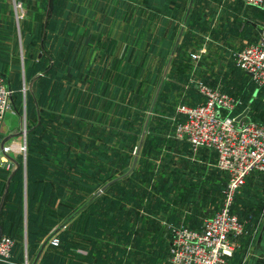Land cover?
Returning a JSON list of instances; mask_svg holds the SVG:
<instances>
[{
	"label": "crops",
	"instance_id": "0c3cea01",
	"mask_svg": "<svg viewBox=\"0 0 264 264\" xmlns=\"http://www.w3.org/2000/svg\"><path fill=\"white\" fill-rule=\"evenodd\" d=\"M22 1L27 4V16L20 23L21 38L11 49L23 48V52L0 55V70L11 85L15 70H6V62L20 58L30 64L46 62L48 67L40 65L31 78L36 77L24 111L32 124L26 136L28 152L11 153L21 165L1 210L3 234L9 232L27 242L15 248L9 260L0 259V264H15L26 257L34 264H48L49 257L57 264H74L83 262L84 256L90 263L92 252L84 242L61 255L48 239L62 231L86 233L89 243L100 237L102 244L109 208L111 216L119 217L114 222L132 228L134 224L140 237L167 239L169 256L172 228L202 223L196 192L202 183L211 187L217 178L214 151L194 149L174 136L182 115L178 106L202 100L191 84L206 73L208 63H223L227 55L233 56L259 36L264 4L246 0ZM4 10L0 0V15ZM35 45L38 53L28 54ZM155 82L157 90L136 150H122L117 138H104L99 127L105 126V111L119 104L121 95L151 90ZM159 95L163 97L155 108ZM188 95L195 100L189 101ZM91 110L98 111L95 118ZM5 118L8 130L0 135V144L17 130L15 116L7 113ZM45 123L64 130L47 135ZM148 125H158L151 138H146ZM93 128L99 131L96 148L90 147ZM71 141L76 145L67 146ZM106 143L112 144L107 151ZM1 156L0 152V186L14 167L12 162L9 168ZM125 158H130L129 165L121 170ZM210 209L204 210L206 216Z\"/></svg>",
	"mask_w": 264,
	"mask_h": 264
},
{
	"label": "rangeland",
	"instance_id": "374dc122",
	"mask_svg": "<svg viewBox=\"0 0 264 264\" xmlns=\"http://www.w3.org/2000/svg\"><path fill=\"white\" fill-rule=\"evenodd\" d=\"M1 1L2 6L5 7V14L3 12L4 15H0V47L2 50L6 51H1L0 53L2 54L0 55L5 56V54L12 52L16 54L17 51L23 52V48H18L17 51H12L11 48L13 44L18 42L21 38L19 27L22 20L27 16V4L23 2L25 7L24 16L19 18L16 12V0ZM6 10H9V14ZM38 50L39 46L35 45V47L30 49L28 54L35 56ZM225 58V61L219 65L213 61L208 63L209 69L205 74H202L199 80L240 98L242 100V107H249L250 115L252 112V117L264 119V86H259L250 74L241 69L236 64L232 55H227ZM5 64L6 70H15L12 72L11 76L13 91L11 101L13 102L7 113L8 115L13 114L15 116V121L13 123L17 129L16 131L27 129L28 132L32 124L24 111L28 102L30 105V99H28L30 97V80L37 72L41 63L38 61H35L33 64L25 63L19 58L18 61L6 62ZM44 65L48 64L45 62ZM189 83H191L190 80ZM157 85L158 82H155L151 90H138L136 95H121L120 103H116L114 105L115 107L112 105V108L104 113L105 126L99 127L103 128V137L106 139L117 138L116 140H119L117 147L120 146L122 150L135 151L139 143L138 138H140L142 132H144V124L150 112ZM191 86L198 89V82L192 83ZM162 97L163 96L159 95L155 108H158L159 105L157 106V103ZM186 98L189 99V101L195 100L194 97L190 99L189 95L186 96ZM97 112L96 110H91L90 116L95 118ZM20 115L21 117H19ZM6 118H8V116ZM4 121L2 134L5 133V130H8L5 125L6 121ZM9 123H11V120ZM44 127L48 128L47 132L49 134L45 133L47 135L54 134L55 131L64 130V128L49 126L46 123ZM157 128L158 125L155 127L148 125V127H146V138H151V133L155 132ZM27 132L26 134H21V136H14V138H16L11 142L13 146L12 153L21 154L20 145L21 142L24 140L26 141ZM98 132L96 128L90 129V135L95 136ZM93 138L90 147L96 148V136ZM153 138L162 137L155 136ZM79 142L80 140H78V144ZM41 145L43 147L45 143ZM68 145H76V143L71 141L70 144L67 143V146ZM111 147V143H106V151ZM27 152L28 151H26V153ZM108 161L109 160H106V162ZM121 161V170H123L129 165L130 158L121 159ZM5 162L7 164L9 163L8 166L11 168L12 161ZM216 171L217 178L213 184L212 182L210 183L211 187L206 188L204 187V183H202L201 187L196 192V199L199 200L202 206L201 216L203 219L207 215V212H204V210L207 207L213 209L215 206L221 204L224 196L226 180L218 169ZM107 174L108 173H106V178L111 176V172L109 175ZM234 209L241 216L246 226L243 235L239 238L238 244L230 257V264H264V173L253 175L247 180L246 184L240 188L235 197ZM110 210L111 208L105 211V236L102 244L100 237L97 238L95 242L91 239V243H89L88 238H91L87 237L89 234L87 235L85 233V235L82 236L80 233L67 235V232L62 231L59 234L61 243L58 246H53L52 249L63 255L67 248L74 251L79 244L84 242L85 247L92 252L90 263L84 261L86 260L84 256L83 262L74 264H170L166 245L167 239L144 238V234L140 237L137 235L136 226L134 224L132 228L127 224L121 223L120 225V222H114V219H118L119 217H115L114 215L111 216ZM21 240L24 241L26 239ZM26 242L27 241H24V244H26ZM49 262L48 264H57L56 259H52V257H49Z\"/></svg>",
	"mask_w": 264,
	"mask_h": 264
},
{
	"label": "built area",
	"instance_id": "2783aa9c",
	"mask_svg": "<svg viewBox=\"0 0 264 264\" xmlns=\"http://www.w3.org/2000/svg\"><path fill=\"white\" fill-rule=\"evenodd\" d=\"M261 6L264 0H246ZM17 17L24 16L22 0H16ZM197 57V53H192ZM236 64L250 74L259 84H264V23L259 36L235 50ZM198 90L204 99L178 106L183 115L176 121L174 135L196 149L208 148L216 153L215 168L226 180L221 204L215 206L198 226L181 224L172 228L169 242L170 264H229L239 237L245 231L244 221L233 210L235 197L247 180L264 173V119L256 120L250 115L241 119L237 112L242 100L236 96L198 80ZM12 87L7 75L0 70V135L3 120L11 107ZM23 134H26L27 129ZM12 141L0 144L1 160L8 161L12 153ZM20 151L26 154L27 141L21 142ZM50 242L58 245L60 238L52 235ZM16 243L14 236L0 237V259L9 260ZM27 246L25 245V248ZM15 264H34L26 257Z\"/></svg>",
	"mask_w": 264,
	"mask_h": 264
},
{
	"label": "water",
	"instance_id": "95a60500",
	"mask_svg": "<svg viewBox=\"0 0 264 264\" xmlns=\"http://www.w3.org/2000/svg\"><path fill=\"white\" fill-rule=\"evenodd\" d=\"M35 79H36V77L31 80V82H30L31 87H32L33 82H34ZM248 112H249V108H246L244 111H242L237 116V119H241L243 116L247 115ZM24 132L25 131L23 129H20L18 131L11 132V133L7 134L6 136L3 137L2 141H1V145H3L8 140H10L12 137H14L16 135L23 134ZM8 157L14 163V167L12 168V171H11L10 175L8 176V178H7V181H6V184H5L3 193L1 195V199H0V237L3 234V228H2V224H1V210H2L3 204H4L5 199H6L7 192H8V189L10 187L11 180H12L13 176L15 175V173L18 171V169L20 168V165H21L20 161L15 156H13L11 154H8ZM48 240L45 241L44 245L47 243Z\"/></svg>",
	"mask_w": 264,
	"mask_h": 264
},
{
	"label": "trees",
	"instance_id": "16d2710c",
	"mask_svg": "<svg viewBox=\"0 0 264 264\" xmlns=\"http://www.w3.org/2000/svg\"><path fill=\"white\" fill-rule=\"evenodd\" d=\"M42 65H43V64H41V66H42ZM46 67H48V65H46ZM259 86H264V84H263V85H259ZM203 99H204V97H203V95H202V100H203ZM252 101H253V100H252ZM252 101H251V102H252ZM197 102H199V101H196V100H195V101H192V102H189V103L194 104V103H197ZM242 108H243L242 105H241L240 107H238L237 112H240V111L242 110ZM251 115H252V112H251ZM251 117H252V116H251ZM180 118H183V115H181ZM252 118H253V119H256V120H262V119H258V118H255V117H252ZM160 137H162V136H160ZM162 138H165V137H162ZM27 151H28V149H27ZM19 170H20V168L18 169V171H17V172L15 173V175L13 176V178H12V180H11V184L13 183L15 177H17V174L19 173ZM252 176H253V175H252ZM252 176H251V177H252ZM6 181H7V180H6ZM5 184H6V182H5V183L2 182V184H1L2 187L0 186V187L2 188V189H1V193H3V190H4V187H5ZM11 184H10V186H11ZM9 189H10V187H9ZM9 189H8V192H9ZM8 192H7V194H8ZM1 195H2V194H1ZM233 210L236 211V210L234 209V205H233ZM239 216H240V215H239ZM240 218H241V216H240ZM241 219H242V218H241ZM245 226H246V224H245ZM44 229H45V228H42V230H44ZM41 232H42V231H41ZM4 234H10V235H12V233H9V232H8V233L4 232ZM242 235H243V234H242ZM242 235H241V236H242ZM12 236H13V235H12ZM56 236H57V235H56ZM241 236H240V237H241ZM58 237H59V236H58ZM240 237H239V238H240ZM59 238H60V237H59ZM169 242H170V241H169ZM60 243H61V238H60ZM60 243H59V244H60ZM59 244H58V245H59ZM20 245H21V246H24V241H22V240H21V241H18V240H17L16 243H15L14 249L17 248V247L20 246ZM52 245H53L54 247H55V246H58V245H55V244H53V243H52ZM53 246H52V247H53ZM14 249H13V253H14ZM230 257H231V256H230ZM230 257H229V259H228V263H229V264H230Z\"/></svg>",
	"mask_w": 264,
	"mask_h": 264
}]
</instances>
